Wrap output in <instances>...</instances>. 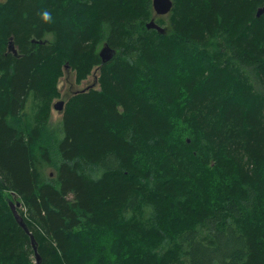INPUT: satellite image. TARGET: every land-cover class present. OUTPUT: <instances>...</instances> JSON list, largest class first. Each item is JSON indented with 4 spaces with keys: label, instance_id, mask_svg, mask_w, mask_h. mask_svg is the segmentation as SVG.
Returning <instances> with one entry per match:
<instances>
[{
    "label": "trees",
    "instance_id": "16d2710c",
    "mask_svg": "<svg viewBox=\"0 0 264 264\" xmlns=\"http://www.w3.org/2000/svg\"><path fill=\"white\" fill-rule=\"evenodd\" d=\"M172 2L0 0V264H36L12 195L39 264H264V0Z\"/></svg>",
    "mask_w": 264,
    "mask_h": 264
},
{
    "label": "water",
    "instance_id": "95a60500",
    "mask_svg": "<svg viewBox=\"0 0 264 264\" xmlns=\"http://www.w3.org/2000/svg\"><path fill=\"white\" fill-rule=\"evenodd\" d=\"M152 3V9H153V16L152 18L146 22L145 26L147 28H154L156 29L158 32L160 33H164L165 32V28L159 24L156 23L155 18L158 15H165L167 14L171 8H172V0H151ZM264 12V3L259 6L256 10V16L261 15ZM32 41H35V39H32ZM37 42H42L41 40H36ZM12 53L14 56L18 57V50L17 47L14 44L13 41V37L10 36L6 45V52L5 53ZM99 56L102 59L103 62L108 61L109 59H111V57L114 55L115 50L110 47L106 42H104L102 44V46L99 49ZM66 67V66H65ZM96 83L93 84V86ZM92 87V86H91ZM88 88H84L81 91H84ZM63 99H60L58 101H56V103L54 104V108L58 111L61 110L62 106H64L63 104ZM56 104H58V107L56 106ZM13 197H15V195H13ZM9 207L11 209V212L16 220V222L23 228V230L29 235L30 238V243L34 252V256H35V262L36 264H39L40 262V257L37 251V243L35 241V238L33 236V234L30 232L29 228L27 227L23 217L20 215V213L18 212V208L21 205V202L19 200H15L14 198H9L7 200Z\"/></svg>",
    "mask_w": 264,
    "mask_h": 264
},
{
    "label": "rangeland",
    "instance_id": "374dc122",
    "mask_svg": "<svg viewBox=\"0 0 264 264\" xmlns=\"http://www.w3.org/2000/svg\"><path fill=\"white\" fill-rule=\"evenodd\" d=\"M163 25L164 26L167 25V16L166 15L163 17ZM101 46L102 45L100 44V47ZM95 76L97 77V74ZM92 80H93V77L91 74H89L82 81L76 82L74 72L70 68L63 70V74H62V76H60L59 82H58V89H59L60 95L58 97H55L52 100V103H54L60 99H65L64 91H69V87L71 85L78 87V88H84V87L88 86V84H91ZM96 86L97 85H95V87ZM61 113H60V111L53 108L51 105L50 117L48 120V123L50 124L51 130L59 131V127H60L61 120H62V114ZM97 169L96 168L92 169V171H93L92 175H94L95 177H99L101 174L100 171H102V169H100V168H97ZM96 170H97V172H96ZM44 172H45V174H49L51 177H53L54 173H55L54 168L52 167V165L50 163L45 166ZM10 198H13V196H11ZM19 209L22 210V212L26 213V208L24 207L23 203H21V206L19 207ZM34 257L35 256H33L32 259L35 262Z\"/></svg>",
    "mask_w": 264,
    "mask_h": 264
},
{
    "label": "flooded vegetation",
    "instance_id": "af4514ba",
    "mask_svg": "<svg viewBox=\"0 0 264 264\" xmlns=\"http://www.w3.org/2000/svg\"><path fill=\"white\" fill-rule=\"evenodd\" d=\"M40 41V40H39ZM32 42H37L36 40L35 41H32ZM42 42H44L43 40H42ZM42 42H39V43H42ZM17 47V46H16ZM69 67H68V65H66V67H64V70H66V69H68ZM90 74L92 75V77H93V80H92V82H91V84H88V86H86V87H84V88H91V86L93 87V84L94 83H96L97 84V82H96V80H97V77L95 76L96 75V68H94L91 72H90ZM95 84V85H96ZM94 85V86H95ZM84 88H78V87H75V86H73V85H71L70 87H69V91H64V95H65V99H63V100H67L72 94H75V93H78V92H82L81 90L82 89H84ZM87 90V89H86ZM85 91V90H84ZM56 102H54V103H52V107H54V104H55ZM63 104H64V101H63ZM56 106L58 107V104H56ZM63 106H62V108H61V110H60V113L62 112L63 113ZM61 113V114H62Z\"/></svg>",
    "mask_w": 264,
    "mask_h": 264
},
{
    "label": "clouds",
    "instance_id": "9594fccd",
    "mask_svg": "<svg viewBox=\"0 0 264 264\" xmlns=\"http://www.w3.org/2000/svg\"><path fill=\"white\" fill-rule=\"evenodd\" d=\"M42 17H43V19H45V20H49V19H51V16H50V13H49V12H43V13H42Z\"/></svg>",
    "mask_w": 264,
    "mask_h": 264
},
{
    "label": "bare ground",
    "instance_id": "6f19581e",
    "mask_svg": "<svg viewBox=\"0 0 264 264\" xmlns=\"http://www.w3.org/2000/svg\"><path fill=\"white\" fill-rule=\"evenodd\" d=\"M49 180V179H48ZM54 180V179H53ZM48 182V181H47ZM44 183V182H43ZM54 183V182H53ZM50 186H52V185H50ZM20 210V209H19ZM206 245V244H205ZM167 258V257H166Z\"/></svg>",
    "mask_w": 264,
    "mask_h": 264
}]
</instances>
